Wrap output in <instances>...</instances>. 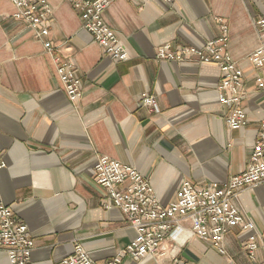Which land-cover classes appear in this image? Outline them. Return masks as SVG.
Returning <instances> with one entry per match:
<instances>
[{"label": "crops", "instance_id": "1", "mask_svg": "<svg viewBox=\"0 0 264 264\" xmlns=\"http://www.w3.org/2000/svg\"><path fill=\"white\" fill-rule=\"evenodd\" d=\"M53 15L48 40L72 61L83 96L72 105L54 57L34 31L14 20L11 0H0V203L27 225L33 264H60L79 243L103 264L135 239L119 210L107 211L105 191L94 182L99 156L133 167L161 204L177 198L184 182L225 183L244 173L264 120V93L248 58L262 45L256 22L264 0H119L104 13L106 25L128 60L114 63L84 29L69 0H46ZM229 26L228 51L244 72L240 106L247 126L229 130L219 103L220 69L195 61L156 59L157 48L203 47L219 35L216 19ZM153 96L159 115L139 105ZM239 208L257 232L264 229V183L243 191ZM251 233L226 236L227 255L192 235L183 220L165 241L164 258L130 257L122 264H251L244 243ZM0 264H9L0 250Z\"/></svg>", "mask_w": 264, "mask_h": 264}, {"label": "built area", "instance_id": "2", "mask_svg": "<svg viewBox=\"0 0 264 264\" xmlns=\"http://www.w3.org/2000/svg\"><path fill=\"white\" fill-rule=\"evenodd\" d=\"M119 0H69L78 13L83 29L104 50L105 56L114 63L128 60V55L118 37L106 25L104 13ZM144 5L149 0H125ZM172 5L174 0H156ZM18 23L35 33L36 39L44 43L46 51L54 57L57 74L64 84L69 102L76 105L83 96V84L77 76L75 64L62 57L48 40L50 29L46 23L53 11L46 0H11ZM219 35L203 47L178 46L167 43L157 48L158 61L180 63L195 61L214 64L220 69L218 87L219 103L227 109L225 122L229 130L236 131L247 126V114L240 103L244 97V72L233 60L229 51V26L224 19H216ZM262 45L248 58L257 71L256 85L264 93V19L256 22ZM139 105L151 115L160 110L153 96L144 93ZM6 163L0 156V172ZM94 182L105 191L103 209L119 210L135 231V239L124 250L103 264H122L126 257L136 261L147 256L164 258L167 255L165 241L183 220H190L191 232L197 239L210 243L221 255H227L224 247L226 236L233 230L251 233L244 243L245 254L251 264H264V229L259 233L239 208V197L243 191L264 183V120L260 124L257 140L251 151L244 173L227 182L209 186H195L184 182L177 198L163 206L153 187L137 169L108 157L99 156L94 169ZM34 241L27 225L20 222L10 207L0 203V250L7 253L9 264H33ZM60 264H100L95 262L83 246L76 243L73 254ZM173 264H183L175 260ZM227 264H235L230 261Z\"/></svg>", "mask_w": 264, "mask_h": 264}]
</instances>
